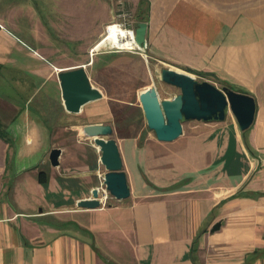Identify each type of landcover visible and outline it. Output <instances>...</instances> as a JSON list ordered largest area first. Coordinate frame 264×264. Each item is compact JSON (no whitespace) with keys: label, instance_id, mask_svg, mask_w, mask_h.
Here are the masks:
<instances>
[{"label":"crops","instance_id":"obj_1","mask_svg":"<svg viewBox=\"0 0 264 264\" xmlns=\"http://www.w3.org/2000/svg\"><path fill=\"white\" fill-rule=\"evenodd\" d=\"M111 1L0 0V264H264V0H119L151 57L255 98L247 131L229 114L169 144L116 134L131 197L109 208L78 206L106 174L88 129L91 161L52 166L59 72L121 21Z\"/></svg>","mask_w":264,"mask_h":264},{"label":"rangeland","instance_id":"obj_2","mask_svg":"<svg viewBox=\"0 0 264 264\" xmlns=\"http://www.w3.org/2000/svg\"><path fill=\"white\" fill-rule=\"evenodd\" d=\"M118 1H111L109 10L119 14L121 21L110 23L107 28L121 23L124 20V14L132 16L129 3ZM133 27L135 28L134 23ZM107 36L108 31H105L100 40L93 44L92 49L96 47L97 50L93 52V55L91 52L86 57L76 58V62L87 65L85 69L89 74L93 88L100 95V98L86 104L82 109L84 111L80 113L70 114L69 111L63 108L61 110L59 134L53 138V146L51 147L63 149L67 158L66 161L71 164L75 162V164L86 165L91 161V146L94 141L88 140L85 130L96 125L95 123L104 122V124L112 125L114 130H117V133H114L113 136L117 134L121 137L140 136L142 139L149 137L157 139L155 132L150 130L147 125L144 108L146 97L152 93H157L161 100H164V98L174 99L181 93L179 88L163 82V68L185 73L198 81H209L217 87L223 88L222 84L211 78L189 74L183 68L151 57L146 46L144 50H126L117 49L113 43L106 42L98 47V43H101ZM72 60L73 58L68 57L60 58L63 65L70 64ZM94 111L95 114H89ZM104 111L107 113L103 114ZM231 116L233 119L235 118L232 113H230ZM200 125H203V123L198 121L185 122L183 124V135L187 130ZM92 138L95 140V137ZM177 141L179 140L177 139ZM163 143L169 144L168 142ZM186 144L178 145L180 150L177 154H183L187 150ZM190 155L191 152L187 155L188 158H193ZM100 167L105 173L107 172L103 164ZM100 188L99 197L102 198L105 196L103 193L106 186L101 185ZM123 202L108 198L105 199L102 208L118 206Z\"/></svg>","mask_w":264,"mask_h":264},{"label":"water","instance_id":"obj_3","mask_svg":"<svg viewBox=\"0 0 264 264\" xmlns=\"http://www.w3.org/2000/svg\"><path fill=\"white\" fill-rule=\"evenodd\" d=\"M148 24L142 22L136 29L135 42L144 50L147 43ZM64 106L70 113H80L83 107L100 95L95 91L84 66L59 72ZM163 82L181 90L174 99L161 100L157 93L147 96L144 101L145 117L150 130L154 131L160 142H174L183 135V124L188 121L204 123L225 122L230 113L237 120L240 129L247 131L254 123L257 103L253 96L236 91L230 87L219 88L209 81H198L194 77L171 69L162 71ZM99 147L100 161L106 168L104 184L112 197L124 201L131 197V187L121 151L113 138L114 128L109 124H96L88 128ZM63 150L53 148L50 162L59 167ZM95 192L93 198L78 202L85 209H98L102 202ZM218 222L212 232L221 229Z\"/></svg>","mask_w":264,"mask_h":264},{"label":"bare ground","instance_id":"obj_4","mask_svg":"<svg viewBox=\"0 0 264 264\" xmlns=\"http://www.w3.org/2000/svg\"><path fill=\"white\" fill-rule=\"evenodd\" d=\"M106 42L113 43L117 49L126 50H141L134 38L131 36L130 32L126 29H120L119 27L111 26L108 31V36L101 42L98 43V47L102 46Z\"/></svg>","mask_w":264,"mask_h":264},{"label":"built area","instance_id":"obj_5","mask_svg":"<svg viewBox=\"0 0 264 264\" xmlns=\"http://www.w3.org/2000/svg\"><path fill=\"white\" fill-rule=\"evenodd\" d=\"M131 19H132V18H131L130 15L124 14V20H123L121 23H119V24H115V25H113V26H115V27H119L120 29L122 28V29H126V30H128V31L130 32L131 36L134 38V42H135L136 29L133 27V22H132ZM110 27H111V26H109V27L107 28V31L110 30ZM141 50H142V49H141ZM102 186L104 187V186H106V185L103 183ZM103 194H105L104 197H102V198L99 197V200L102 202V206H103V204L105 203V199H108V198H112V199H114V198L112 197V195L110 194V192H109L106 188H105ZM109 195H110V197H109Z\"/></svg>","mask_w":264,"mask_h":264},{"label":"trees","instance_id":"obj_6","mask_svg":"<svg viewBox=\"0 0 264 264\" xmlns=\"http://www.w3.org/2000/svg\"><path fill=\"white\" fill-rule=\"evenodd\" d=\"M222 86H223V87H226V86H227V87H230V86H228V85H223V84H222ZM230 88H232V87H230ZM232 89H233V88H232ZM239 92H240V91H239ZM45 177H46L45 173H41V179H42V181L45 179Z\"/></svg>","mask_w":264,"mask_h":264}]
</instances>
